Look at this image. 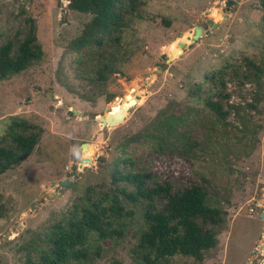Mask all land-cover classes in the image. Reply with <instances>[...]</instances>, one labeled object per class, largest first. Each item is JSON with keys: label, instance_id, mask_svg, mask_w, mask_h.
I'll list each match as a JSON object with an SVG mask.
<instances>
[{"label": "rangeland", "instance_id": "rangeland-1", "mask_svg": "<svg viewBox=\"0 0 264 264\" xmlns=\"http://www.w3.org/2000/svg\"><path fill=\"white\" fill-rule=\"evenodd\" d=\"M67 2L0 0V43L20 30L24 16H30L42 52L38 61L0 81V136L12 118L41 128L31 153L0 174V264H23L27 256L37 260L51 226L87 186L96 191L101 184L106 190L114 167L122 172L150 171L148 186L166 178L178 188L187 179L194 180L206 187L209 204L224 212L214 248L200 261L174 255L169 264H262L260 0H144L143 17L130 21L121 33L126 58L117 61L116 72L105 82L93 80L98 57L70 45L90 14L70 9ZM214 10L223 12L214 21L216 26L202 27L191 41L193 26L213 19ZM245 58L263 68L257 82L229 79L232 69H243ZM219 71L223 91L229 94L221 100L227 110L224 121L204 104L207 96L216 100L212 94L216 87L205 76L215 78ZM128 93L137 96V104L125 108ZM101 116L109 117L107 124L99 121ZM115 116L122 118L109 123ZM181 134L198 143L191 157L181 154L185 148ZM82 143L87 144L85 159ZM124 157L131 164L119 160ZM60 180L67 184L59 185ZM162 203L156 200V208ZM133 210L123 237L100 241L99 257L79 264H133L129 249L145 228L142 204Z\"/></svg>", "mask_w": 264, "mask_h": 264}, {"label": "trees", "instance_id": "trees-1", "mask_svg": "<svg viewBox=\"0 0 264 264\" xmlns=\"http://www.w3.org/2000/svg\"><path fill=\"white\" fill-rule=\"evenodd\" d=\"M143 4L144 0H68L70 9L90 14L70 45L77 50L87 48L95 58L98 57L94 81L105 82L116 72L117 61L125 60L121 33L130 21L143 17L140 10ZM260 5L264 11V0H260ZM21 23L20 30L0 43V81L26 69L41 57L33 18L24 16ZM262 71L259 64L245 58L243 69L239 72L232 69L229 79L241 83L246 79L257 82ZM222 76L220 71L215 78L213 74L205 76L216 87L212 93L216 100L211 96L204 98L205 106L220 121H224L227 115L221 100L229 96L223 91ZM40 133L39 126L24 119L10 120L0 136V174L31 153ZM180 140L185 147L181 154L193 156L192 150L198 148V143L190 141L184 134ZM119 160L131 164L128 157ZM152 177L150 171L122 172L114 167L107 189L102 190L101 184L96 191L94 186H87L84 195L77 198L65 215L51 226L47 246L38 251L37 260L27 256L23 264L93 263L94 258L100 255V241L123 237L124 228L134 214L133 206L137 203L142 204L145 228L129 249L133 264H169L174 255L200 261L205 251L216 246V235L224 222V212L209 204L211 198L206 187L194 180L187 179L178 188H174L166 178L148 186L147 181ZM156 200H163L161 207L156 208ZM89 240L93 242V248H90Z\"/></svg>", "mask_w": 264, "mask_h": 264}, {"label": "water", "instance_id": "water-1", "mask_svg": "<svg viewBox=\"0 0 264 264\" xmlns=\"http://www.w3.org/2000/svg\"><path fill=\"white\" fill-rule=\"evenodd\" d=\"M227 5H228V2H227ZM217 15L219 14V15H223V12L222 11H219V10H217ZM206 26H210V27H215L216 26V22H214L213 20H212V18H207V19H205V22H203V23H200V22H197V24L196 25H194L193 26V29H192V34H191V41H194L195 39H197L198 38V36L200 35V33H201V28L202 27H206ZM189 31H191V30H189ZM164 57V54H162V58ZM127 96V95H126ZM136 98H137V96H135ZM134 101L133 100H129L127 103H128V105L130 104V103H133ZM75 112V111H74ZM99 121L100 122H102V123H105V121H104V118L103 117H100L99 118ZM109 123H113V121H110ZM84 146H85V143H82L81 145H80V148H84ZM74 168V166H72V169ZM67 184V180H60L59 181V185H61V186H64V185H66ZM261 248H264V245H262L261 246ZM262 264H264V262H262Z\"/></svg>", "mask_w": 264, "mask_h": 264}, {"label": "bare ground", "instance_id": "bare-ground-1", "mask_svg": "<svg viewBox=\"0 0 264 264\" xmlns=\"http://www.w3.org/2000/svg\"><path fill=\"white\" fill-rule=\"evenodd\" d=\"M213 13H214V15H213L214 17H213L212 20H213V21H218V20H219V19H218L219 17H218V15H217V13H216L215 11H214ZM179 50H180V49L178 48L177 51H179ZM174 55H175V54H174ZM132 90H133V88L131 89V91H132ZM125 97L127 98L128 101L131 99V100L134 101L133 103H136V104H137V102H136V98H132V94H131V93H128L127 96H125ZM114 100H115V99H114ZM128 101H125V102L123 103V105H124L125 108H126L127 106H129L128 103H127ZM133 103H131V104H133ZM101 117H103V118H104V121H105V123H103V124H107V120H109V117H106V116H105V117H104V116H101ZM122 117H123V115H122ZM122 117H121V118H122ZM121 118L115 116L114 118H112L111 121H113V123H114V122H117L118 120H120ZM86 147H87V144H85V146H84V148H83V150L85 151V152H84L85 154H84V156H83L84 159L86 158V153H87V150H86L87 148H86ZM262 216H263V218H264V214H263Z\"/></svg>", "mask_w": 264, "mask_h": 264}, {"label": "flooded vegetation", "instance_id": "flooded-vegetation-1", "mask_svg": "<svg viewBox=\"0 0 264 264\" xmlns=\"http://www.w3.org/2000/svg\"><path fill=\"white\" fill-rule=\"evenodd\" d=\"M214 11H215V10H214ZM214 11H213V12H214ZM215 12H217V11H215ZM213 15H214V13H213ZM213 17H214V16H213ZM183 43H184V42H183ZM126 95H127V94H126Z\"/></svg>", "mask_w": 264, "mask_h": 264}]
</instances>
